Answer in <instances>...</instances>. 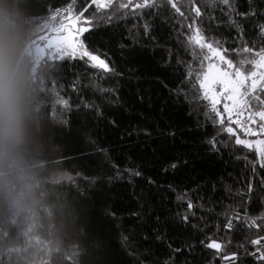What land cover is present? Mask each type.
I'll list each match as a JSON object with an SVG mask.
<instances>
[{
  "label": "trees",
  "instance_id": "obj_1",
  "mask_svg": "<svg viewBox=\"0 0 264 264\" xmlns=\"http://www.w3.org/2000/svg\"><path fill=\"white\" fill-rule=\"evenodd\" d=\"M119 2L0 0L24 37L31 77L23 140L0 159V264H233L222 259L231 253L235 264H264L249 254L264 236V167L214 122L193 86L206 53L186 39L195 19L227 59H251L234 50L264 48V0H195L200 17L179 0L187 19L167 0L135 11ZM81 12L92 23L75 37L113 71L65 56L53 89L35 46L61 25L87 26ZM210 239L224 251L207 248Z\"/></svg>",
  "mask_w": 264,
  "mask_h": 264
},
{
  "label": "snow or ice",
  "instance_id": "obj_2",
  "mask_svg": "<svg viewBox=\"0 0 264 264\" xmlns=\"http://www.w3.org/2000/svg\"><path fill=\"white\" fill-rule=\"evenodd\" d=\"M167 2L179 16L185 19L188 18L185 17V13L178 6L179 0H167ZM221 2L224 5L229 4V0H221ZM113 3L114 0H92V4L98 10L108 9L112 7ZM155 3L156 0H138L136 3L133 0H126V2L120 0L118 7L119 9L135 11L136 9L152 7ZM210 3H215V0H210ZM191 11L195 13V17L202 15L200 7L195 5V0H192ZM52 19H56V16H53ZM75 19L77 24L83 23L87 25L77 27L75 31L78 34H83L90 30L92 22L91 20L83 18V12L79 13ZM63 28L64 26L61 25L60 28L52 29L50 33L41 34L39 41L49 61L51 74L49 82H51L53 89L55 88V80L53 78L55 73L54 62L58 59H63L65 56L73 59L87 58L91 67L104 72L113 71L105 59L88 51L86 45H84L82 40H79L78 36L72 37L71 35H64V31H72L71 24L62 31L61 29ZM187 28L190 32L186 37L188 44L194 49H198L201 53H206L200 59L203 70L196 74V84L193 86L198 87L202 93V98L208 101L209 110L215 116L214 122L221 127V130L230 137H234L236 145L255 151L258 157V163L261 167H264V100L257 95L258 91L264 92V48H260L257 51L253 47L244 45L242 49L234 50L251 55V59H241L236 64L231 59H227L226 53L228 50L223 49L219 41L207 37L203 30L196 24L195 19L187 25ZM145 30L147 31V25H145ZM261 32L264 34V26L261 27ZM216 59L225 64L226 68L231 71H222L218 65L211 62ZM205 62H208L206 66ZM245 66H248V68L246 69ZM217 86H219L218 89ZM253 100L258 101L260 106L254 107L251 102ZM57 103L64 107L68 105L67 100L63 99H58ZM52 115L55 116V113ZM241 134H243L244 138H241ZM249 136H255L257 139L250 140L248 139ZM211 143L215 145L216 141L213 140ZM172 167L175 168L176 165L173 164ZM135 175L138 176L140 174L137 172ZM187 206L189 209L194 207L191 201L188 202ZM186 219L187 217H185ZM261 219H264V217ZM248 226L260 227L256 219H251ZM226 227L231 230V220H229ZM262 241H264V236H258L250 241L251 245L259 246L255 247V250L249 253L258 261H264V244H262ZM206 247L215 250L219 254L224 251L225 245L216 239H210ZM222 259L235 264L238 256L236 253H231L222 256Z\"/></svg>",
  "mask_w": 264,
  "mask_h": 264
},
{
  "label": "clouds",
  "instance_id": "obj_3",
  "mask_svg": "<svg viewBox=\"0 0 264 264\" xmlns=\"http://www.w3.org/2000/svg\"><path fill=\"white\" fill-rule=\"evenodd\" d=\"M30 92L24 37L0 10V159L7 157L23 140Z\"/></svg>",
  "mask_w": 264,
  "mask_h": 264
},
{
  "label": "rangeland",
  "instance_id": "obj_4",
  "mask_svg": "<svg viewBox=\"0 0 264 264\" xmlns=\"http://www.w3.org/2000/svg\"><path fill=\"white\" fill-rule=\"evenodd\" d=\"M71 25H73V27H72V31H71V32L64 31V35H65V36L71 35L72 37H75V33H76V32H75L76 25H75V23H72ZM35 50L37 51L38 54H42V53H44L43 50H42V48H41V45H40V44H38V45L35 46ZM212 63L218 65L222 71H223V70L231 71V70L225 68L224 66H222V65H221L219 62H217V61H213ZM218 88H219V86H217V89H218Z\"/></svg>",
  "mask_w": 264,
  "mask_h": 264
}]
</instances>
